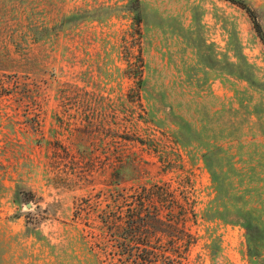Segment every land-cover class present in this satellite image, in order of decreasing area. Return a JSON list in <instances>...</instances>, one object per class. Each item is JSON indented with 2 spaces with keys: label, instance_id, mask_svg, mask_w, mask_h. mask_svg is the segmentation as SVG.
<instances>
[{
  "label": "rangeland",
  "instance_id": "rangeland-1",
  "mask_svg": "<svg viewBox=\"0 0 264 264\" xmlns=\"http://www.w3.org/2000/svg\"><path fill=\"white\" fill-rule=\"evenodd\" d=\"M242 1L264 30V0ZM263 231L264 45L243 10L0 0V264H264Z\"/></svg>",
  "mask_w": 264,
  "mask_h": 264
},
{
  "label": "trees",
  "instance_id": "trees-1",
  "mask_svg": "<svg viewBox=\"0 0 264 264\" xmlns=\"http://www.w3.org/2000/svg\"><path fill=\"white\" fill-rule=\"evenodd\" d=\"M225 1H228L229 3L235 5L236 7H238L239 9L245 12V14L247 15V17L249 18L252 24V27H253V30L256 36L259 38L260 42L264 45V30L258 20V16L256 12L242 0H225ZM251 208L252 210L255 209L254 206H252ZM237 223H239L246 231L248 255L252 259L262 257L263 254H260L258 252V248H259L258 246H263L262 240H261L262 235L256 236V230L259 228V226L257 227L253 226L252 222H249V220H247V218L245 217L244 218L240 217ZM263 234H264V231H263ZM139 264H156V262H154V260H150V258L148 257V258L142 259L141 263ZM170 264H178V263H175L172 261Z\"/></svg>",
  "mask_w": 264,
  "mask_h": 264
}]
</instances>
